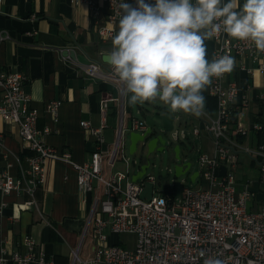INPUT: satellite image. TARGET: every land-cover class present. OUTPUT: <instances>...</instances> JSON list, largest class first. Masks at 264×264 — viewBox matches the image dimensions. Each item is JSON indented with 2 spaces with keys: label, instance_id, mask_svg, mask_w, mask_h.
<instances>
[{
  "label": "crops",
  "instance_id": "0c3cea01",
  "mask_svg": "<svg viewBox=\"0 0 264 264\" xmlns=\"http://www.w3.org/2000/svg\"><path fill=\"white\" fill-rule=\"evenodd\" d=\"M93 1L99 8L97 17L92 15L87 4L75 5L70 0H2L0 72H19L26 77L23 90L29 98V107L38 114L37 128L49 131L43 136L45 143L58 153L69 154L75 163L88 160L96 147L94 136L80 123L89 122L93 128H98L104 122L101 150L106 157L102 161V175L109 178L121 172L123 167L118 158H112L120 126L124 147L126 140L129 145L131 119H144L139 106L145 102L133 105L130 102L131 94L121 95L117 86L109 81H94L85 74V65L63 55L64 51L85 54L101 70H111L110 65L101 61V56L111 50L112 41L103 42L98 34L99 27L107 19V6L101 0ZM126 2L134 4V0ZM239 3L242 5L244 0H239ZM115 30L118 31V23ZM205 44L207 59L211 61L215 43L209 39ZM235 61L233 71L226 73L222 82L225 85L233 84L238 89L235 123L248 131L241 143L255 149L260 147L264 155V70H261L264 57L258 62L249 57H235ZM202 94L207 103V87ZM105 97L118 98V102H108L103 119L100 103ZM53 101L60 103L55 115L46 111V106ZM207 106L205 115L213 117L216 107L212 114H207ZM205 115L196 117L180 111L175 129L182 127L187 136L184 140L174 141L179 146V157L181 145L187 146L191 136L198 145V157L200 154H213L214 146L209 135L201 132L194 136L191 133L201 125ZM254 125L260 128L255 130ZM258 133L260 144L256 145L252 137ZM27 154L22 147L17 125L3 121L0 116V175L5 173L13 178L20 177L29 168L25 159ZM233 170L237 190L248 189L250 192L247 201L249 211L258 213L264 210V171L244 154L239 155L237 167ZM75 175L72 165L64 161H49L46 163L45 182L34 190L33 195L25 192L0 193V205L5 204L0 210V255L3 252L25 253L21 244L26 236L55 264H68L69 256L76 249H79L83 259L93 254V220L89 215L95 193L82 194ZM132 176L129 174V181ZM190 181L200 186L199 171L190 175ZM122 236L126 235L111 233L108 242L132 249L134 242L129 248Z\"/></svg>",
  "mask_w": 264,
  "mask_h": 264
},
{
  "label": "built area",
  "instance_id": "2783aa9c",
  "mask_svg": "<svg viewBox=\"0 0 264 264\" xmlns=\"http://www.w3.org/2000/svg\"><path fill=\"white\" fill-rule=\"evenodd\" d=\"M101 1L106 4L108 12L98 34L103 42H110L116 33L119 0ZM70 2L75 5L85 3L92 15H99V8L93 0ZM212 40L215 43L212 59L231 55L249 57L258 62L264 57V52L256 50L251 41L235 40L223 31ZM83 69L87 76L109 81L117 86L121 95L125 93L112 69L102 72L95 62ZM225 74L213 77L212 83L206 86L209 97L216 101L215 115H205L201 125L191 132L194 136L206 133L214 146L213 154L197 157L200 186H184L178 199L169 188V192L161 195H154L153 191L149 200H142V187L128 179L129 158L124 153L121 126L112 158L124 163L126 172L106 178L102 175V161L106 155L101 150L104 122L98 128H93L89 122L80 123L94 136L96 147L88 160L75 163L69 154L58 153L45 143L43 136L49 131L37 128L38 114L29 107V98L23 90L26 77L19 72H0V116L3 121L17 125L22 147L28 152L25 159L29 165L18 178L2 173L0 193L33 195L34 190L45 182L47 162L64 161L72 165L79 191L82 194L95 193L89 215L93 220L91 238L95 246L93 254L86 259L80 257L79 249L73 250L68 264H206L210 259L222 260L224 264H264V210L258 213L249 211L247 201L250 192L248 189L237 190L233 170L237 167L239 155L244 154L264 171V155L260 147L251 148L238 140L246 137L248 131L235 123L238 89L233 84L222 82ZM110 101L118 102V98L101 100L103 119ZM59 105L58 101L50 102L46 111L55 115ZM146 128L143 120L133 118L128 131L142 133ZM259 128L253 126L255 130ZM186 136L182 127L171 131L173 141L184 140ZM146 179L154 184L149 176ZM4 205H0V210ZM111 233L135 236L134 247L128 249L120 244H110ZM34 244L31 238L24 237L21 245L26 252H3L0 264H55Z\"/></svg>",
  "mask_w": 264,
  "mask_h": 264
},
{
  "label": "clouds",
  "instance_id": "9594fccd",
  "mask_svg": "<svg viewBox=\"0 0 264 264\" xmlns=\"http://www.w3.org/2000/svg\"><path fill=\"white\" fill-rule=\"evenodd\" d=\"M118 8L107 63L133 105L159 100L173 112L201 117L202 90L236 63L231 55L209 61L205 41L223 31L264 52V0H119Z\"/></svg>",
  "mask_w": 264,
  "mask_h": 264
},
{
  "label": "rangeland",
  "instance_id": "374dc122",
  "mask_svg": "<svg viewBox=\"0 0 264 264\" xmlns=\"http://www.w3.org/2000/svg\"><path fill=\"white\" fill-rule=\"evenodd\" d=\"M175 127L178 126V122H175ZM167 140H169V144L165 145V150L161 153L154 152L150 155L149 159L145 160V149H143L142 144L138 143V149L132 155L128 154V143L125 141L124 151L127 158L136 161V165L131 164L130 173H136L137 168L140 167L144 163H148V168L146 169L144 177L137 181V184L142 187L141 198L142 200H149L152 192L154 191V195H161L167 189H171L174 193V198H180L182 193V189L184 186H190L192 188H198L199 183H191L190 175L194 172L199 171L197 157H198V145L196 141L190 137L187 146L181 145L180 150V161H177L174 156V145H178V143L172 141L170 133L167 134ZM190 163L189 171H187L184 175L175 176L174 166L176 164H184ZM121 172H126V167L123 163V167L121 168ZM145 176H149L150 179L154 180V184L147 181ZM184 182V183H183ZM122 240L128 244V247L132 245V241L135 244V236L126 235L121 237ZM130 248V247H129ZM131 249V248H130Z\"/></svg>",
  "mask_w": 264,
  "mask_h": 264
},
{
  "label": "water",
  "instance_id": "95a60500",
  "mask_svg": "<svg viewBox=\"0 0 264 264\" xmlns=\"http://www.w3.org/2000/svg\"><path fill=\"white\" fill-rule=\"evenodd\" d=\"M63 55L65 57H69L72 60H76L79 63L87 66L92 64V60L85 54H76L75 52H67L64 51ZM101 61L105 64L107 63V54L101 56ZM109 65V64H108ZM103 72H106L102 69ZM94 81H99L101 79L93 78ZM151 102H145L143 106H139L140 110L144 115V121L147 125V128L144 132H130L128 133L129 138V147L128 154L132 155L138 149V143H141L143 149H145V160L147 161L151 154L154 152L161 153L165 150V145L169 144V140H167V134L175 128V122L179 120V113L181 110L173 112L170 110L169 106L164 104L162 101H155V104H151ZM173 141V140H172ZM174 156L177 161H180L179 157V146L175 145ZM129 166L136 165L135 160H128ZM190 163H186V168L184 169V164H176L174 166L175 176L184 175L186 171L189 170ZM148 168V163H144L140 166L139 171L132 176L131 182L135 183L139 179L144 177L146 169ZM192 180V178H191Z\"/></svg>",
  "mask_w": 264,
  "mask_h": 264
},
{
  "label": "trees",
  "instance_id": "16d2710c",
  "mask_svg": "<svg viewBox=\"0 0 264 264\" xmlns=\"http://www.w3.org/2000/svg\"><path fill=\"white\" fill-rule=\"evenodd\" d=\"M208 106H207V114H212V112L214 111L215 107H216V101L214 98L212 97H208V100H207V103H206ZM252 139L256 142V145H259L260 144V135L259 133L256 134L255 136L252 137ZM238 140L240 142H242L243 140V137H239ZM254 164L256 163L255 161H253ZM165 193L166 192H169L168 189L166 188V190L164 191Z\"/></svg>",
  "mask_w": 264,
  "mask_h": 264
}]
</instances>
